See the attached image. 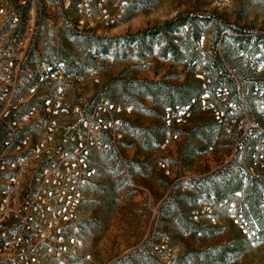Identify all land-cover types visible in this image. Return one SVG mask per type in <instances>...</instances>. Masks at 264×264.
<instances>
[{"label":"rangeland","instance_id":"rangeland-1","mask_svg":"<svg viewBox=\"0 0 264 264\" xmlns=\"http://www.w3.org/2000/svg\"><path fill=\"white\" fill-rule=\"evenodd\" d=\"M0 8V71L15 76L42 62L59 70L25 99L34 101L37 119L47 102L55 109L51 131L46 125L37 139L52 136L57 150L70 152L74 178L85 179L73 222L82 228L90 264H264V208L258 206L257 217L246 203L250 214L239 223L230 213H241L248 195L259 202L258 183L243 179L241 196L223 203L216 195L228 174L260 175L246 164V148L236 147L230 123L226 134L212 126L216 115L206 107L152 116L155 107L138 94L141 83L181 86L190 73L185 64L161 57L165 45L158 40L130 44L131 37L178 15L200 16L204 60L193 71L203 78L215 42L214 27L205 20L219 18L252 32L244 36L251 41L247 55L233 64L248 74L254 64L264 66V0H0ZM233 35L223 32L221 38ZM9 57L14 68H7ZM27 77H18L22 86ZM262 104L264 98L244 110L243 131L259 121L264 132ZM161 127L162 138L156 133ZM202 136L214 140L200 152Z\"/></svg>","mask_w":264,"mask_h":264},{"label":"built area","instance_id":"built-area-1","mask_svg":"<svg viewBox=\"0 0 264 264\" xmlns=\"http://www.w3.org/2000/svg\"><path fill=\"white\" fill-rule=\"evenodd\" d=\"M13 22L18 23L19 17L15 16ZM9 58L7 68H14L12 57ZM56 71L59 70L54 62H42L27 77L24 86L18 81L22 71L15 76L12 71H0V264L91 262V255L84 249L82 228L73 222L80 208V189L85 179L74 178L72 172L76 166L68 159L70 152L57 150L52 136L37 139L46 125L51 131L55 109L47 102L44 116L37 119L34 101L25 99L26 93L34 95L41 86H47ZM262 71L263 66L259 65L257 72ZM229 105L231 111L227 115L212 103L208 94L202 97L203 108L215 113L224 132L225 125L230 123L236 147L246 148L247 153L251 150L249 141L258 138L260 123L253 121V128L243 131L239 123L244 118V110L234 103ZM260 112L264 118V104ZM173 118L179 123L184 120L180 116ZM251 156L259 176L264 178V141ZM251 174L258 175L254 171ZM262 200L264 208V197ZM230 213L237 223L243 219L242 213H234L232 209Z\"/></svg>","mask_w":264,"mask_h":264},{"label":"trees","instance_id":"trees-1","mask_svg":"<svg viewBox=\"0 0 264 264\" xmlns=\"http://www.w3.org/2000/svg\"><path fill=\"white\" fill-rule=\"evenodd\" d=\"M203 21L204 19L202 17L193 14L178 15L160 29H149L130 38V44H135L138 48L144 41L149 42L150 45L156 40L159 41V44L164 43L165 48L160 54L161 57L165 60H172L175 66L185 64L187 70L185 73H190L188 81L181 86H174L163 81L141 83L138 94L141 99L149 98L150 102L155 107L156 111H150L152 116L162 119L161 110L169 109L172 114L175 115L178 114L179 110L185 111L187 108L192 110L196 104L199 105L198 109H203L202 97L205 94H208L210 99L215 102V105L227 115H229L231 111L230 103L227 99L235 101L239 106L241 105L242 102L239 99L240 90L244 93L246 106H248V108L252 101L258 102L264 98V66L263 71L258 73L257 67L260 64L256 63L253 65V71H250L251 73L248 74L243 71V67H233L236 59H241L243 56L247 55L251 41L244 36L252 34V32L238 29L236 26L229 25L219 18L210 17L205 20L207 23L210 22L214 27L215 42L207 58V71L201 73L203 78L195 77L198 73L193 70L204 60L200 47L198 46L201 41L202 31V28L198 25ZM223 32H229L234 35L221 38ZM175 35H180L181 38L169 39ZM229 42L231 43L229 44ZM262 44L264 47V43ZM218 45H220L219 51L217 50ZM252 45V48H255L258 47L259 43L255 41ZM253 55H255L254 58H256V54ZM230 67L234 68L233 72L229 71ZM226 92L229 93L228 96H226ZM217 94H224L225 97L218 99ZM224 99L226 102H222ZM239 109L241 108L239 107ZM160 111L161 113H159ZM212 126L217 127L218 130L222 129V131H224L222 124L217 118L216 122L212 123ZM156 131L157 135L161 133V138L165 136V128L161 127ZM192 138L193 136L191 135L187 141V149H189L192 143ZM201 138L206 146L203 148L196 147L197 151L201 152L212 147L214 137L202 136ZM262 141H264V132L261 127L258 138L250 140L248 143V147L251 148V150L246 153L247 157L245 162L251 168L254 166L251 154ZM156 143L160 144V141L156 140ZM243 176L244 178L233 174L226 175L222 180V184H220L221 187L216 191V195L220 196L219 201L223 203L237 193H242L244 191L243 179L249 178L251 181H256L260 188L259 202L253 200L252 197L248 195L245 198L246 202L241 206V213L246 217L250 214L249 211H247L248 206L246 203H248L252 213L258 217V206H263L264 178L263 176L251 173L243 174ZM225 249H227V247Z\"/></svg>","mask_w":264,"mask_h":264},{"label":"crops","instance_id":"crops-1","mask_svg":"<svg viewBox=\"0 0 264 264\" xmlns=\"http://www.w3.org/2000/svg\"><path fill=\"white\" fill-rule=\"evenodd\" d=\"M35 71H22V74H24L25 76H31V75H33V73H34ZM228 92H226V96H228ZM217 95H219V94H217ZM223 95V97H225V95L224 94H222ZM222 97V98H223ZM239 99H240V101L242 102L241 103V105L239 106L235 101H232V100H228L227 99V101H229V103H234V104H236L238 107H240L241 109H243V110H245V109H250V108H248V106H246V102H245V98H244V93H243V91H241L240 90V92H239ZM251 110V109H250ZM249 110V111H250Z\"/></svg>","mask_w":264,"mask_h":264}]
</instances>
